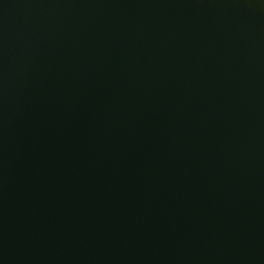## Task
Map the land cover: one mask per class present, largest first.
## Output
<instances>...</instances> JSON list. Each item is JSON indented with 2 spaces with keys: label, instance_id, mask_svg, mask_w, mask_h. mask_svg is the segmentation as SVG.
Instances as JSON below:
<instances>
[{
  "label": "water",
  "instance_id": "water-1",
  "mask_svg": "<svg viewBox=\"0 0 264 264\" xmlns=\"http://www.w3.org/2000/svg\"><path fill=\"white\" fill-rule=\"evenodd\" d=\"M0 264H264V0H0Z\"/></svg>",
  "mask_w": 264,
  "mask_h": 264
}]
</instances>
